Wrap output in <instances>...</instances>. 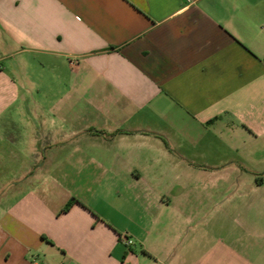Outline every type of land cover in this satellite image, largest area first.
Wrapping results in <instances>:
<instances>
[{
	"label": "crops",
	"instance_id": "1",
	"mask_svg": "<svg viewBox=\"0 0 264 264\" xmlns=\"http://www.w3.org/2000/svg\"><path fill=\"white\" fill-rule=\"evenodd\" d=\"M0 180V264H264V0H0Z\"/></svg>",
	"mask_w": 264,
	"mask_h": 264
},
{
	"label": "trees",
	"instance_id": "2",
	"mask_svg": "<svg viewBox=\"0 0 264 264\" xmlns=\"http://www.w3.org/2000/svg\"><path fill=\"white\" fill-rule=\"evenodd\" d=\"M76 201V199H73L67 206H66V208L64 209L65 211L66 210H68L71 206H72V204L74 203Z\"/></svg>",
	"mask_w": 264,
	"mask_h": 264
},
{
	"label": "built area",
	"instance_id": "3",
	"mask_svg": "<svg viewBox=\"0 0 264 264\" xmlns=\"http://www.w3.org/2000/svg\"><path fill=\"white\" fill-rule=\"evenodd\" d=\"M125 243H126V245H132L133 241L132 240H129V239H126L125 240Z\"/></svg>",
	"mask_w": 264,
	"mask_h": 264
},
{
	"label": "rangeland",
	"instance_id": "4",
	"mask_svg": "<svg viewBox=\"0 0 264 264\" xmlns=\"http://www.w3.org/2000/svg\"><path fill=\"white\" fill-rule=\"evenodd\" d=\"M2 182V180H0Z\"/></svg>",
	"mask_w": 264,
	"mask_h": 264
}]
</instances>
